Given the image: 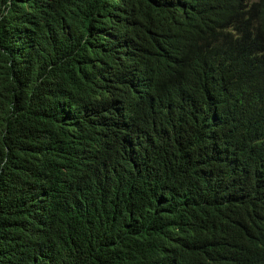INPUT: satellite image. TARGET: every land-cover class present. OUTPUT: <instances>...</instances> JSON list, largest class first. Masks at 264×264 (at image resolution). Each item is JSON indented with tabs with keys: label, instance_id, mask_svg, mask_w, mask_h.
Instances as JSON below:
<instances>
[{
	"label": "trees",
	"instance_id": "1",
	"mask_svg": "<svg viewBox=\"0 0 264 264\" xmlns=\"http://www.w3.org/2000/svg\"><path fill=\"white\" fill-rule=\"evenodd\" d=\"M0 264H264V0H0Z\"/></svg>",
	"mask_w": 264,
	"mask_h": 264
}]
</instances>
